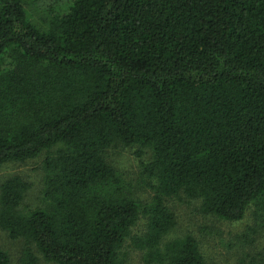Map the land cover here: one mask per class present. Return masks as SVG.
Masks as SVG:
<instances>
[{
  "label": "trees",
  "instance_id": "obj_1",
  "mask_svg": "<svg viewBox=\"0 0 264 264\" xmlns=\"http://www.w3.org/2000/svg\"><path fill=\"white\" fill-rule=\"evenodd\" d=\"M28 2L0 0V167L46 153L41 205L0 183L21 264H123L127 238L147 264H208L192 235L163 242L168 197L227 221L253 204L264 233V0H69L42 25ZM116 144L148 151L150 203L121 191Z\"/></svg>",
  "mask_w": 264,
  "mask_h": 264
},
{
  "label": "rangeland",
  "instance_id": "obj_2",
  "mask_svg": "<svg viewBox=\"0 0 264 264\" xmlns=\"http://www.w3.org/2000/svg\"><path fill=\"white\" fill-rule=\"evenodd\" d=\"M69 0H29L26 11L32 21L38 25L45 19L65 9ZM52 147L48 152L53 151ZM136 146L124 147L119 144L105 150L104 156L112 165L121 179V191L128 197H133L141 205L151 202L153 190L147 185L149 178L144 173V163L149 159V153L137 154ZM43 153L33 159L20 162H8L0 167V183L6 177L19 175L25 179L29 188L21 204L23 209L37 207L42 204L44 187V171L42 168ZM164 205L173 213L175 226L165 236L163 242L192 235L200 252L208 264H264V233L260 222L253 217V204L239 221H227L200 212L199 203L187 200L183 196L164 198ZM146 218L142 214L131 227V235L144 232ZM24 247L21 239L10 238L0 230V249L9 257V264H21L20 254ZM123 264H147L143 261V252L131 244L127 238L120 250ZM36 264H54L41 258ZM152 264V263H150Z\"/></svg>",
  "mask_w": 264,
  "mask_h": 264
}]
</instances>
